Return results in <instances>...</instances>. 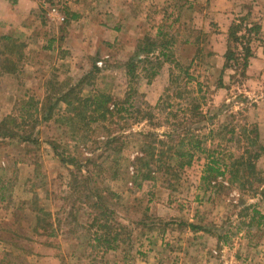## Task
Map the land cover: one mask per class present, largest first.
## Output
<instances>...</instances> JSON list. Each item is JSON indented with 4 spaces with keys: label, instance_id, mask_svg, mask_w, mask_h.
Returning <instances> with one entry per match:
<instances>
[{
    "label": "rangeland",
    "instance_id": "374dc122",
    "mask_svg": "<svg viewBox=\"0 0 264 264\" xmlns=\"http://www.w3.org/2000/svg\"><path fill=\"white\" fill-rule=\"evenodd\" d=\"M213 3L16 2L20 27H0V123L6 120L17 138L35 141L0 137V178L8 188L0 200V239L31 254L1 243L0 251L16 253L19 264H264V135L257 124V103L264 101V0H232L238 15L243 12L232 25L238 26L234 36L229 35L237 39L232 43L209 39L215 32ZM54 7L64 15L63 23L48 17ZM111 8L114 13L108 12ZM67 29L76 38L67 39ZM145 39L157 46L161 39L168 41L169 60L153 47L151 62L137 64L144 57L139 50ZM228 46L236 57L242 47L250 48L244 70L222 69ZM132 63L137 64L134 76H128L127 65ZM174 63L189 68L194 81L187 89L204 99L201 121L185 123V109L168 88L172 74L185 83ZM93 67L98 72L93 73ZM83 79L80 98L103 92L112 101H124L131 93L132 110L140 112L122 115L128 125L114 135L122 138L118 153L104 151L106 131L92 126L74 133L70 127L78 114L76 104L68 106L60 97ZM195 81L202 86L199 94ZM183 87L178 85L182 94ZM147 106L152 108L150 121L142 119ZM184 127L194 130L202 143L190 164L181 167L171 158L166 135L182 136ZM155 139L166 142L164 163L162 172L155 170L153 179L146 180L134 161L142 157V145L160 149ZM243 154L255 168L233 181L230 172L235 167L230 165ZM209 155L219 160L223 175H207ZM71 158L84 166L78 174L88 176L85 186L104 191L101 196L112 211L106 228L98 227L105 218L93 223L87 187L76 191L72 186L70 173H77V167L60 162ZM239 170L244 174L245 168ZM32 201L50 214L46 221L52 224L42 230V222L36 235ZM95 233L108 240L118 233L119 238L104 246L93 241ZM104 247L109 249L103 252Z\"/></svg>",
    "mask_w": 264,
    "mask_h": 264
},
{
    "label": "trees",
    "instance_id": "16d2710c",
    "mask_svg": "<svg viewBox=\"0 0 264 264\" xmlns=\"http://www.w3.org/2000/svg\"><path fill=\"white\" fill-rule=\"evenodd\" d=\"M238 26H232L230 28V34H232V37L234 36L235 32L237 31ZM237 39H229L230 43L236 42ZM229 43V44H230ZM170 46V43L168 41H164V39H161L160 44L157 46L155 42H151L148 39H145V42L143 43V46L140 47L139 52L144 55V57L137 61L138 63H149L151 62L149 57L150 54H152L154 48L153 47H159L160 51L158 52L159 57H163L165 60H169V54L166 53L168 48ZM241 55H238V57L235 56V53L231 50V48L228 46L226 53L224 55V66L223 69H226L230 66H234L236 69H238V66L242 67V70H244L247 67L248 59L251 58L252 54L249 47H242L241 48ZM157 60V58H155ZM9 64H11L10 61H8ZM231 63V65H230ZM128 64V76H134V70L136 69V65ZM9 67H4V72L8 73ZM174 68L177 70V72L181 75H184L185 83H179L180 80L178 77L171 75V80L168 88L173 91H175V99H179L181 101V104H179L182 108L185 109L183 113L184 115V121L185 123H196L201 121L204 118V114L202 111V103L204 101L203 97L199 98L197 97L192 90H188L187 85L190 83V81H194L192 75L189 73L188 67H181L178 63H174ZM98 72V70L93 67V73ZM91 74H88V76ZM130 80H133V77H129ZM130 82V81H129ZM128 82V83H129ZM85 83V79L81 80L79 84H77L74 88H70L64 95L60 97V100L68 103V106L72 104V101L74 104H76V107L74 110L78 111V114L75 115L76 118H72L70 121V127L74 133L76 131H86L88 132L89 129L94 126L100 130L106 131L107 136L106 139H104L103 147L105 152H112V153H118L121 149L122 145H120V141L122 138L114 136L115 134H119L123 131L125 126H127V123H124L121 120H124L125 122L127 120L123 119V114H129V110H132L134 108V105L129 102V99L132 97L131 93L135 94V91L128 87L130 95H127L126 99L124 101H112V97L110 95H107L103 92H96L93 95H89L87 98H80L79 92L82 91V85ZM218 83H221L220 81ZM178 85H183V94L180 93ZM196 85V91L195 93L199 94L201 93V84L195 81ZM182 92V91H181ZM133 107V108H132ZM160 105H158V108ZM148 109V112L142 115V119H146L147 121H150L153 117V114L151 113L152 108L150 106L146 107ZM132 114L136 113V115H140V112L137 110H132ZM179 112V111H178ZM174 118H177V115H173ZM78 118V120H77ZM74 119H76V122H74ZM9 120V119H8ZM11 121V120H9ZM183 124V123H181ZM7 127L6 120L2 121L0 123V137H4L9 140L13 139H19L22 142H31L34 143V139H31L29 136L24 138H17L14 133H12ZM12 128L15 127V125L12 124ZM184 136L180 135H166L168 138V142H171V146L169 147V150L173 151L171 158L175 157L178 162L179 166H186L190 164V161L192 157L194 156V152L196 150H200L201 148V141L199 136L195 135L193 133L194 130H191L190 128L184 127ZM177 129H174L172 134H176ZM252 133L255 134V138H257V133L253 129ZM140 135V133H139ZM148 137V136H147ZM149 138V137H148ZM185 138H187V142H185ZM154 142H157L160 146V149L156 152V149L151 143L149 145H142L141 149L142 151V157H136L134 161V165L140 166V173L141 176H143L146 180H152V173L156 171H161L162 169V161L164 157V153L162 151V147L166 145V142H163L161 140H154ZM252 141H250L251 143ZM118 145V146H116ZM186 149V150H185ZM186 158V159H185ZM184 160V161H181ZM61 164L63 165H70L73 167H77V173H70V177L72 179V186L74 187V190L77 191V189L84 187V189L87 187L85 186L86 183H88V176L83 174H78L83 169L84 166L81 165V163H77V160L74 158L69 159L66 161L65 159H62ZM160 165H162L160 167ZM219 160L215 159L212 155H209L208 161L205 165V171L207 172V175H211L213 177H217L220 175H223V172H220L219 169ZM230 166L235 167L234 171L230 172L231 178L233 181H237L241 179V177L244 178V176H248L251 173H253L254 163L250 162V159H247L244 161V154L238 158L235 159L234 163H232ZM239 168H245L244 174L242 173L240 175ZM246 168H250L248 171H246ZM170 170L166 169L165 173H168ZM250 171V172H249ZM162 172V171H161ZM227 172V171H226ZM242 172V171H241ZM240 176V177H239ZM204 176L201 178L202 181L206 180ZM81 184V186H80ZM7 183L5 180L0 178V200H4V195L6 191H8V188L6 187ZM85 190H89L88 187ZM87 199V207L92 210L94 213L93 223L94 225L99 222L100 219H104V223L102 225H98V227L106 228L107 222L106 218L107 216H112V211L107 208L106 205V198L102 197L101 194H104V191L100 190H89L88 191ZM109 192V191H108ZM114 196V195H113ZM94 197V198H93ZM94 200L91 202V200ZM32 205L31 211L35 212L34 217V224L36 227L32 229L33 234H37L38 230L37 228H40V224L43 222L44 226L40 229H47L48 227H51L52 224L48 223L46 221L47 217L50 216L49 213H45L42 208H40L35 201L30 202ZM22 207V206H20ZM21 211V210H20ZM17 218V217H16ZM18 220L16 219V222ZM93 226V225H92ZM53 233L48 234V237H51ZM109 235V234H108ZM110 240L106 239L105 235H101L98 237V234L95 233V236L93 238V241L101 242L104 246H107L111 243H114L118 241L119 234L115 233L112 235H109ZM0 243L3 245H9L10 248H15L23 255H29L31 252L29 250H26L24 248H18L16 245H14L11 241H3L0 239ZM105 249L103 252H106L109 248L104 247ZM20 257L16 255L14 252H8L7 249H3L0 251V264H19Z\"/></svg>",
    "mask_w": 264,
    "mask_h": 264
},
{
    "label": "crops",
    "instance_id": "0c3cea01",
    "mask_svg": "<svg viewBox=\"0 0 264 264\" xmlns=\"http://www.w3.org/2000/svg\"><path fill=\"white\" fill-rule=\"evenodd\" d=\"M7 1L8 0H0V27L6 26L9 29L11 27L13 28L20 27L21 25L20 15L17 12L18 10L14 11V9H15L16 2H22L23 0H18V1L10 0V2L8 3ZM165 1L166 0H151V2L154 4H162ZM213 1L214 3L210 5L211 6L210 11L214 18L213 23L215 27V32L212 33L209 39H230L229 38L230 28L232 27L233 23H236L237 21L236 18L238 16L241 17V15H243V12L241 10V15H238L240 13V10H238L237 8L233 6L232 0H213ZM190 6L191 4L189 5V7ZM31 10L32 9H29V11ZM108 12L114 13V10L111 8L110 10H108ZM97 28L98 26L96 27V29ZM115 28H118V27H113L112 29H115ZM66 32H68L67 39H72V37L76 38V34L73 30L67 29ZM100 35L102 36L103 33L100 32ZM107 35L111 36V34L109 33H107ZM251 50L253 51V49ZM218 52H219V55L222 53L221 48L218 50ZM257 106H258L257 110L259 111L257 113L259 117L257 124H258L259 134L261 136V134L264 135V101L257 103Z\"/></svg>",
    "mask_w": 264,
    "mask_h": 264
},
{
    "label": "built area",
    "instance_id": "2783aa9c",
    "mask_svg": "<svg viewBox=\"0 0 264 264\" xmlns=\"http://www.w3.org/2000/svg\"><path fill=\"white\" fill-rule=\"evenodd\" d=\"M47 15L51 20H55L58 23H63L65 21L64 15L55 7L50 8Z\"/></svg>",
    "mask_w": 264,
    "mask_h": 264
}]
</instances>
